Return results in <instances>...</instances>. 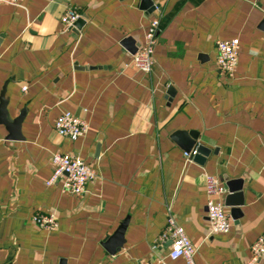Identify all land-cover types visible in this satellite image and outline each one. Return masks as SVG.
<instances>
[{
    "label": "crops",
    "instance_id": "0c3cea01",
    "mask_svg": "<svg viewBox=\"0 0 264 264\" xmlns=\"http://www.w3.org/2000/svg\"><path fill=\"white\" fill-rule=\"evenodd\" d=\"M151 1H0V93L10 121L0 120V264L148 262L168 252L160 235L169 214L193 242L196 264H264V253L250 261L264 230V0ZM67 6L81 15L70 28L60 19ZM155 14L143 71L130 48ZM234 36L239 56L228 74L216 40ZM65 109L88 122L84 135L56 130ZM176 130L197 133L195 146L210 149L202 162L194 148L185 154ZM54 151L94 169L84 192L46 182ZM207 174L226 186L228 231H210ZM227 179L240 192L229 194ZM37 211H54L58 226L39 227Z\"/></svg>",
    "mask_w": 264,
    "mask_h": 264
},
{
    "label": "built area",
    "instance_id": "2783aa9c",
    "mask_svg": "<svg viewBox=\"0 0 264 264\" xmlns=\"http://www.w3.org/2000/svg\"><path fill=\"white\" fill-rule=\"evenodd\" d=\"M0 1L16 2L17 0ZM154 10L159 12L157 4H154ZM80 16L75 7L67 6L60 19L66 28H70ZM158 25L159 15H152L145 28L143 40L139 43L135 52L131 54L132 63L140 70L149 71L151 68ZM239 48L240 41L236 36L216 40V62L218 67L225 73L231 74L234 71L238 61ZM22 87H25V85ZM54 125L60 134L72 139L84 135L88 130V122L68 109L58 114ZM185 154L190 156L191 151H185ZM51 163L52 171L46 182L52 183L60 179L63 191L82 193L86 190L87 181L95 175L94 169L88 163L80 156L70 152H52ZM205 188L209 195L206 203V214L210 231H228L231 222L220 199L226 191L225 184L217 175L207 174L205 176ZM32 219L41 228L54 229L58 226V218L54 211L34 212ZM160 238L171 241L166 255H159L151 261L138 264H170L168 259H175L180 256L184 257L188 264H196L194 259L195 246L184 227L175 220L172 214H169L165 230L161 233ZM263 253L264 230L251 244L250 261L258 259Z\"/></svg>",
    "mask_w": 264,
    "mask_h": 264
},
{
    "label": "water",
    "instance_id": "95a60500",
    "mask_svg": "<svg viewBox=\"0 0 264 264\" xmlns=\"http://www.w3.org/2000/svg\"><path fill=\"white\" fill-rule=\"evenodd\" d=\"M142 1H150L151 0H142ZM154 7V6H153ZM80 18H78L75 21V25H78ZM129 40V39H125ZM137 49V46H134L132 49L130 48L131 52H135V50ZM6 98L4 96V88L2 89L1 93H0V120L2 122H4L5 124L10 123V121L7 118V108H6ZM172 137L178 141L186 151H191L193 148L194 150V157L196 159H198L200 162H202L205 158V155H207L210 151V149L208 147H206L205 145H203L202 143H197L196 144V139H197V133L195 131H186V130H176L172 133ZM236 181H232L230 179H227L226 184L229 188L230 193L229 194H233L234 192H237L238 190H240V187H238L236 184ZM240 192V191H238ZM229 201L228 199L226 200V204H228ZM125 225V220L122 222V224L119 226L118 230H117V234H121L123 227Z\"/></svg>",
    "mask_w": 264,
    "mask_h": 264
}]
</instances>
